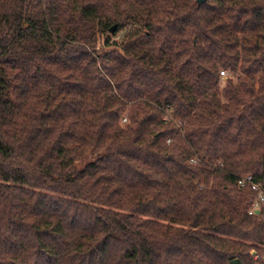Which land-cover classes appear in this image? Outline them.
Here are the masks:
<instances>
[{
	"label": "trees",
	"instance_id": "1",
	"mask_svg": "<svg viewBox=\"0 0 264 264\" xmlns=\"http://www.w3.org/2000/svg\"><path fill=\"white\" fill-rule=\"evenodd\" d=\"M249 174L264 0H0V264H264Z\"/></svg>",
	"mask_w": 264,
	"mask_h": 264
},
{
	"label": "built area",
	"instance_id": "2",
	"mask_svg": "<svg viewBox=\"0 0 264 264\" xmlns=\"http://www.w3.org/2000/svg\"><path fill=\"white\" fill-rule=\"evenodd\" d=\"M223 73V72H222ZM194 161V160H192ZM239 186L242 187H251L256 191V196L254 198V202L249 208V214L254 215V213H259L262 208H264V188L260 183L254 180V177L249 175H244L238 180ZM264 217V215L262 216ZM264 248V245L262 246ZM254 255V259H258L261 257V254L255 250L251 252Z\"/></svg>",
	"mask_w": 264,
	"mask_h": 264
},
{
	"label": "water",
	"instance_id": "3",
	"mask_svg": "<svg viewBox=\"0 0 264 264\" xmlns=\"http://www.w3.org/2000/svg\"><path fill=\"white\" fill-rule=\"evenodd\" d=\"M207 0H197L198 4L202 5V3L206 2Z\"/></svg>",
	"mask_w": 264,
	"mask_h": 264
},
{
	"label": "rangeland",
	"instance_id": "4",
	"mask_svg": "<svg viewBox=\"0 0 264 264\" xmlns=\"http://www.w3.org/2000/svg\"><path fill=\"white\" fill-rule=\"evenodd\" d=\"M228 73L226 72L225 75H223L224 77L227 75ZM226 78V77H225ZM90 159H93V157H91ZM81 166V163L79 164Z\"/></svg>",
	"mask_w": 264,
	"mask_h": 264
}]
</instances>
